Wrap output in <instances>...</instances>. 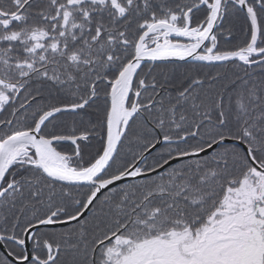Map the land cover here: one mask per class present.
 <instances>
[{
    "label": "snow or ice",
    "instance_id": "obj_1",
    "mask_svg": "<svg viewBox=\"0 0 264 264\" xmlns=\"http://www.w3.org/2000/svg\"><path fill=\"white\" fill-rule=\"evenodd\" d=\"M0 264H264V0H0Z\"/></svg>",
    "mask_w": 264,
    "mask_h": 264
}]
</instances>
